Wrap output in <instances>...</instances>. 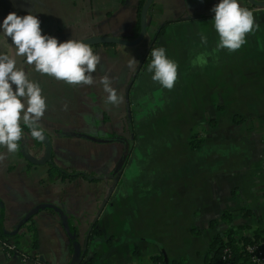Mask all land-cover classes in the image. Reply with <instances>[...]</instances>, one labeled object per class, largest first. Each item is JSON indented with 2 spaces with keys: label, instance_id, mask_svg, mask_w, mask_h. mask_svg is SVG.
<instances>
[{
  "label": "crops",
  "instance_id": "crops-1",
  "mask_svg": "<svg viewBox=\"0 0 264 264\" xmlns=\"http://www.w3.org/2000/svg\"><path fill=\"white\" fill-rule=\"evenodd\" d=\"M112 2L118 6L113 8L115 13L120 6L131 4L132 12L125 19L131 32L137 0H0V24L11 12L20 16L30 12L42 21V34L50 31L63 42L52 34L57 19L83 15L105 16L98 22L114 19L116 14L110 16ZM154 2L158 9L153 15L156 25L172 22L165 25L153 47L150 43L142 47L146 61L126 95L121 96L122 102L102 106L108 101L98 90L97 101L85 106V93H80L75 99L80 107L73 118L74 130L68 128L72 112L60 113L58 108H54V114L60 113L58 129L51 128L50 135L40 124L51 138L52 161L62 168L85 170L92 179L57 177L42 182L47 177V162L28 166L26 157L39 159L41 146H35L26 131L17 152L0 147V155L5 157L0 161V227L8 234L14 232L37 208L33 215L35 251L46 264H70L73 253L59 213L51 208L38 209L43 203H52L65 213L76 230L82 258L90 259L91 264H149L158 254L164 256V264H208L215 236L223 238L227 229L234 228L236 238H252L257 228L264 229V5L239 0L254 13L259 28L246 36L247 43L241 49L229 53L216 47L219 36L211 9L220 0ZM71 12L73 15H65ZM202 34L207 44L202 43ZM92 35L97 34L81 37ZM160 47L178 65V80L172 90L154 82L152 75L148 77L151 50ZM108 52L118 51L113 48ZM0 54H13L2 36ZM200 54H206L208 62L203 67L194 66ZM21 66L32 81L39 85L46 82L34 65L25 60ZM42 95L52 105L51 96ZM181 99H187L188 118L181 117ZM157 111L172 113L173 117L152 115ZM50 112L48 107L41 119L49 128L53 120ZM157 124L164 131L175 130L174 138L176 132L179 142L180 129L188 132L172 154L155 158L148 150L154 139H143L150 130H157ZM82 129L102 133L94 131L89 134L93 138L86 140L60 132L84 133ZM191 141L198 146L191 148ZM72 145L77 154L69 160L67 148ZM127 145L128 161L124 159ZM81 146L91 148L92 154H78L83 151ZM106 150L109 153L105 154ZM224 211L232 213L229 220L221 218ZM94 225L98 234H91ZM0 264L30 262L19 253L8 255L0 247Z\"/></svg>",
  "mask_w": 264,
  "mask_h": 264
},
{
  "label": "clouds",
  "instance_id": "clouds-1",
  "mask_svg": "<svg viewBox=\"0 0 264 264\" xmlns=\"http://www.w3.org/2000/svg\"><path fill=\"white\" fill-rule=\"evenodd\" d=\"M211 11L215 13L212 21L219 36L217 50L235 53L247 43L246 36L259 28L254 13L242 7L239 0H220ZM41 24L38 16L30 12L25 16L11 12L0 25L2 33L14 45L12 55L0 54V146L9 153L17 152L25 135L22 121L34 139H44L40 122L48 107L40 85L29 79L22 66L18 67V57L34 65L37 72L73 86L92 85V74L101 63V57L87 43L73 39L60 42L52 35L42 34ZM201 41L207 44L203 34ZM150 54L147 71L152 73V80L172 90L178 80L177 63L168 58L163 47L153 48ZM207 62L206 54H200L193 65L203 67ZM135 63L133 57L129 67ZM101 83L108 93V102L119 105L122 97L111 87L109 78L104 77ZM4 158L0 155V161Z\"/></svg>",
  "mask_w": 264,
  "mask_h": 264
},
{
  "label": "rangeland",
  "instance_id": "rangeland-1",
  "mask_svg": "<svg viewBox=\"0 0 264 264\" xmlns=\"http://www.w3.org/2000/svg\"><path fill=\"white\" fill-rule=\"evenodd\" d=\"M77 5H81V3L78 2ZM110 5H111L110 16L113 17L116 14L114 19L101 20L100 22H98L97 20L100 17H98L97 15L94 16V18H87L85 15H83L82 18L81 17H65V18H63V20L57 19L52 24V27H54L53 29H51L53 31L52 34L53 35L56 34L59 38H61L63 40V42H64V40L66 41V38H69V37H70V39H74L75 37H78V40H84V39L93 38V37H114V38H119V39H123L126 41H133L137 36L136 30L134 29V26H133L132 31L130 32L128 29L129 28L128 24L125 21V19L128 18L129 14L132 12V10H130V8L128 7L131 4L128 5L126 3L122 6H120L118 8V10H116V13H115L114 9H117L118 6L115 7L114 2L110 3ZM94 6H95V4H94ZM101 8H102V6H101ZM78 14H79V12H78ZM65 15H73V14L71 12L69 14L65 13ZM103 17H105V16H102L101 18H103ZM134 17H135V15H134ZM86 20H88V22ZM72 22H74V23H72ZM117 25H119L120 27H118ZM57 28H59L60 30L58 31ZM150 30L151 31L153 30V33H151V35L153 36L157 30L156 23L148 26V28L145 31L143 39L138 44H135V45H124V44H118V43H98V45L93 46V45L89 44V46L93 49L94 54H98L101 57V63L97 65L96 71L92 74L93 79H94V83L92 85H82V86L69 85V88H68V84L65 83L64 81H58L54 78H53L54 79V81H53L52 77H50L46 74H41V75H44V81H46V82H44L43 85H40V87L42 89V93L49 94L51 96V99L53 100L52 105L48 104V101L46 102L48 107L51 109L50 115H51V117H53L50 128H49V126H46L40 122V124L43 126L44 129L49 130V131H47L48 134L51 135V133H50L51 128L55 127L58 129V118H59L60 113H62V111H65V112L71 111L72 112V114L70 116L68 115L70 117V120H68V122H69L68 128H70L71 130H74V128L76 127L75 126L76 122L73 120V118L76 116L77 107H80L79 102L76 103L75 99L80 93H85V96H86L85 106L89 105V103L92 101L93 102H95V100L97 101L95 96L98 93V90L103 92L102 93L103 96L106 95V97L104 98V101H108V99H107L108 93L104 90V85L101 83V80L104 77L107 76L109 78V80L111 82V87L117 91V94L119 97H121L124 94L126 95L128 88L131 86L132 82L137 77L136 71H137L138 65L141 62V57H142V56H140V58L138 59V57H139L138 55L140 53L142 54V52H144V50H142V47L144 45H148L150 43V40H151ZM48 32H50V31L45 32V34ZM82 34H97V35H92V36H88V37L84 38V37H81ZM115 36H118V37H115ZM104 47H107V48H104ZM113 48L117 49L118 52H115L112 54L110 52H108V51H110V49H113ZM105 49H107V50H105ZM99 51L100 52L104 51V52L99 53ZM123 52H125L127 55H129V54H131V55L130 56H127V55L123 56L122 55ZM133 57L136 59V63L133 67H129V61L132 60ZM98 69L101 70V74H98ZM151 75H152V73H150V75L148 77H150ZM91 95L94 96L95 99H93L91 97ZM64 96H66V97H64ZM101 102H103V101H101ZM110 104L111 103L108 102L107 104H104L102 106H109ZM179 106L181 108V117L188 118L189 111H188L187 99H181ZM54 108L60 109V113L54 114V110H55ZM152 115H154V116H163L164 115L166 118L167 117H169V118L173 117L172 113L160 114V113H158V111ZM86 118H92L93 119V117H86ZM166 124H168V123H166ZM94 131L97 135L102 133V131H99V129H94V130L85 129L82 131L84 133H79V131H72L69 133H65V131L60 130V132H63L62 134H64V135L72 134V136L73 135H79L80 136V134H81L82 135L81 137L83 139H86V140L91 139L92 136H90L89 134L93 135ZM174 131L175 130L164 131L163 129H161V124H157V130H150V132L146 135V138L143 139L146 141L154 139V140L150 141V143H149L150 144V147L148 148L149 155L157 158L158 156H167L169 154H172V152H174L173 150H175L176 148H178L180 146V142H182L184 140L186 133L188 132L187 130H185L183 128L180 129V142H179L176 139V132H175V138H174V133H173ZM167 133H170V134H167ZM125 148H126V150H125L126 153L124 152L125 153L124 159L128 161V155H129V154H127V150L129 148L128 145ZM64 150H66V145H65ZM79 150H83V151H79L78 154H85V155L92 154V149L88 148L87 146H85V147L81 146V147H79ZM67 151H70L69 152L70 155L67 157V159H69V160H70V157L72 155L77 154V152H75L76 151L75 145H72L71 149L68 147ZM40 152H41V157L39 159H36L38 161L42 160L45 156V145H41ZM104 153L107 154V153H109V151L106 150ZM111 154H113V152H111ZM26 159H27V157H26ZM113 160H114V158H111L110 161H113ZM82 163H83V161H82ZM37 164H39V163H37ZM54 164L56 165V163H54ZM56 166H58V165H56ZM64 169H67V168H64ZM87 169L92 170V168H90V169L87 168ZM69 170H71V171L74 170L76 173L82 172V173L88 175V177L82 176V175L79 176V178L75 177V180L76 179H80V180L84 179L83 181H87V179H89L91 177V174L87 173L85 170L79 171L78 169H73V168H70ZM95 170L97 171L98 169H95ZM53 179L51 181H53Z\"/></svg>",
  "mask_w": 264,
  "mask_h": 264
},
{
  "label": "trees",
  "instance_id": "trees-1",
  "mask_svg": "<svg viewBox=\"0 0 264 264\" xmlns=\"http://www.w3.org/2000/svg\"><path fill=\"white\" fill-rule=\"evenodd\" d=\"M146 2V0H137L136 3V21L134 24V29L136 30V35L139 33L140 29V14L143 10V5ZM158 9L155 7L154 0L144 9V16H145V27L146 29L148 26L155 24V21L153 19V15L155 12H157ZM172 21H167L164 24H159L157 26V30L154 33L153 37L150 40V46L153 47L156 40L160 36V34L163 33L164 27L166 24L170 23ZM51 33H46L45 35H50ZM93 46L98 45V43L91 44ZM147 53H144L141 57V62L138 65L136 74H138V71L143 66L144 62L146 61ZM21 127L23 131H26L30 136L31 132L30 129L21 123ZM72 135V134H69ZM80 136H82L80 134ZM34 145L35 146H41L44 145L43 140H36L32 136ZM51 139V138H50ZM191 148H196L198 145L195 144L193 141L190 142ZM1 147V146H0ZM129 152V148L127 150V154ZM34 163L28 162V166H32ZM47 165V177L42 180V182L50 181L53 178L61 177V178H72L75 176H86L87 174H84L82 172H75L74 170H67L64 168H61L59 166H56L54 162L52 161V154L50 156V160L46 163ZM89 179H92L91 177ZM39 209V208H38ZM37 210V208H36ZM53 210V209H52ZM244 213H248V210H242ZM35 212V211H34ZM33 213H30L27 217H25L20 224L15 227V233L13 235H9L8 233L4 232V230L0 227V247L3 248V251L10 255L13 253H19L22 255V257L25 260H34L35 256L39 255L35 249L37 248V231L36 226L33 222ZM232 213L229 211H224L221 218L223 220H229L231 218ZM68 221V228H69V234L74 235L77 239L76 230L71 225L70 220L67 218ZM63 224V223H62ZM98 234L99 230L95 228V225L92 227L91 234ZM235 229L230 228L227 229L225 232V235L223 238L219 236H215L210 243V246L213 248V256L211 258V261L208 264H220L219 258H220V252L221 249L224 246H228L231 249L232 257L230 259L231 264H250L249 260L246 256L245 248L248 244L256 241H262L264 240V229L257 228L255 230V234L252 238L249 237H235ZM261 237V239H259ZM263 237V238H262ZM69 248L70 253H73V247L71 239H69ZM149 264H160L164 263V256L162 254L154 255L150 258ZM44 264H46L45 261H43ZM79 264H91V260L81 258Z\"/></svg>",
  "mask_w": 264,
  "mask_h": 264
},
{
  "label": "water",
  "instance_id": "water-1",
  "mask_svg": "<svg viewBox=\"0 0 264 264\" xmlns=\"http://www.w3.org/2000/svg\"><path fill=\"white\" fill-rule=\"evenodd\" d=\"M153 0H146V2L144 3L143 5V10L140 14V29H139V33L138 35L136 36V38L133 40V41H126V40H123V39H119V38H114V37H93V38H88V39H84V40H80V41H83L85 43H87L88 45L89 44H93V43H118V44H124V45H135V44H138L144 37V34H145V31H146V27H145V16H144V9L145 7H147ZM251 3L253 4H257V5H264V3H257V2H253L252 0H249ZM1 25V24H0ZM0 36L4 37L5 39L8 40V42L10 43L11 47H12V51L14 50V45L12 44L11 40L6 37L3 33H2V29H0ZM17 61H18V67L22 65V63L25 61V59L23 57H18L17 58ZM44 132V139H43V142H44V145H45V156L42 160H36V159H33L32 157H28L27 156V159L34 163V164H44L46 162H48L50 160V156L52 154V145H51V139H50V136L45 132ZM39 207H44V208H51V209H54L56 210L60 217H61V221L63 223V227H64V230L66 231L69 239H71V242H72V247H73V257H72V261L70 264H79L82 256H83V253H82V250H81V246H80V243L79 241L75 238L74 235H70L69 234V228H68V221H67V217L65 215V213L60 209L58 208L56 205L52 204V203H43L41 204ZM36 209H32L30 211V213H33ZM15 233L12 232L10 233L9 235H13ZM164 261H166L164 259Z\"/></svg>",
  "mask_w": 264,
  "mask_h": 264
},
{
  "label": "built area",
  "instance_id": "built-area-1",
  "mask_svg": "<svg viewBox=\"0 0 264 264\" xmlns=\"http://www.w3.org/2000/svg\"><path fill=\"white\" fill-rule=\"evenodd\" d=\"M264 166V158H263ZM247 259L250 264H264V240L248 244L245 248ZM232 252L228 246H224L220 252V264H231ZM30 264H44L41 255L35 256L34 260H28ZM164 264V263H160Z\"/></svg>",
  "mask_w": 264,
  "mask_h": 264
}]
</instances>
